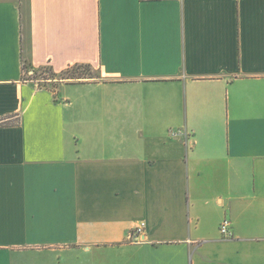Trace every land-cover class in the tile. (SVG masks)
I'll use <instances>...</instances> for the list:
<instances>
[{
  "label": "crops",
  "instance_id": "obj_1",
  "mask_svg": "<svg viewBox=\"0 0 264 264\" xmlns=\"http://www.w3.org/2000/svg\"><path fill=\"white\" fill-rule=\"evenodd\" d=\"M0 264H264V0H0Z\"/></svg>",
  "mask_w": 264,
  "mask_h": 264
},
{
  "label": "rangeland",
  "instance_id": "obj_2",
  "mask_svg": "<svg viewBox=\"0 0 264 264\" xmlns=\"http://www.w3.org/2000/svg\"><path fill=\"white\" fill-rule=\"evenodd\" d=\"M24 78L35 82L39 87H47L55 91L59 86L90 82L96 78L97 72L92 69L80 65L72 66L62 71L54 72L55 76H51L48 70L38 69L33 74L32 69L25 70ZM30 73V74H29ZM28 75V76H27Z\"/></svg>",
  "mask_w": 264,
  "mask_h": 264
},
{
  "label": "built area",
  "instance_id": "obj_3",
  "mask_svg": "<svg viewBox=\"0 0 264 264\" xmlns=\"http://www.w3.org/2000/svg\"><path fill=\"white\" fill-rule=\"evenodd\" d=\"M30 74V73H29ZM178 134H180V132H173L172 136L176 137ZM143 227L144 225L141 223L140 225H138L134 231L135 233L139 236V234L142 233L143 231ZM219 232L221 234V236L225 239H229L232 237V232L230 229V222L227 219H224L220 225H219Z\"/></svg>",
  "mask_w": 264,
  "mask_h": 264
},
{
  "label": "trees",
  "instance_id": "obj_4",
  "mask_svg": "<svg viewBox=\"0 0 264 264\" xmlns=\"http://www.w3.org/2000/svg\"><path fill=\"white\" fill-rule=\"evenodd\" d=\"M76 66V65H75ZM81 66V65H80ZM82 66H84V67H88V68H90L89 66H87V65H82ZM28 66H25L24 65V67H23V70L25 71V70H28ZM42 69H44V68H42ZM45 70H48L49 72H50V75L51 76H55V73L53 72V70L51 69V67H45ZM33 71V74H35V72L34 71H36V70H32Z\"/></svg>",
  "mask_w": 264,
  "mask_h": 264
}]
</instances>
